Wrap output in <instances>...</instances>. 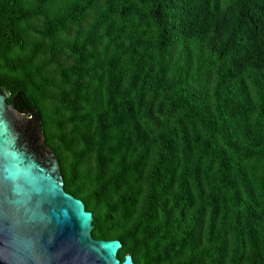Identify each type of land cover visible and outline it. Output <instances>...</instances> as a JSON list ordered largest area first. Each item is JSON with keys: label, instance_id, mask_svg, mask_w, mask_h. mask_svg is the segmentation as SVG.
<instances>
[{"label": "trees", "instance_id": "obj_1", "mask_svg": "<svg viewBox=\"0 0 264 264\" xmlns=\"http://www.w3.org/2000/svg\"><path fill=\"white\" fill-rule=\"evenodd\" d=\"M0 92L119 259L264 264V0H0Z\"/></svg>", "mask_w": 264, "mask_h": 264}, {"label": "water", "instance_id": "obj_2", "mask_svg": "<svg viewBox=\"0 0 264 264\" xmlns=\"http://www.w3.org/2000/svg\"><path fill=\"white\" fill-rule=\"evenodd\" d=\"M53 157L0 92V264H133L118 258V239L93 236L91 212L64 190Z\"/></svg>", "mask_w": 264, "mask_h": 264}, {"label": "rangeland", "instance_id": "obj_3", "mask_svg": "<svg viewBox=\"0 0 264 264\" xmlns=\"http://www.w3.org/2000/svg\"><path fill=\"white\" fill-rule=\"evenodd\" d=\"M28 117H29V121H30V123H31V125H32V127L34 128V130H35V132L38 134V131H37V127H36V124H35V121L28 115ZM51 155H52V153L48 150V149H46ZM52 157H53V155H52ZM55 158L53 157V160H54ZM54 162H55V160H54ZM56 166V165H55ZM57 169V168H56Z\"/></svg>", "mask_w": 264, "mask_h": 264}]
</instances>
